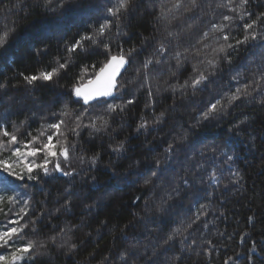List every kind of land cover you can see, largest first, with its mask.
Returning a JSON list of instances; mask_svg holds the SVG:
<instances>
[{
	"label": "trees",
	"instance_id": "trees-1",
	"mask_svg": "<svg viewBox=\"0 0 264 264\" xmlns=\"http://www.w3.org/2000/svg\"><path fill=\"white\" fill-rule=\"evenodd\" d=\"M112 2L65 0L61 9L60 0L47 7L44 0H0V34L9 32L7 44L0 49V84L4 85L0 126L18 136L19 143L11 147H22L42 126L60 120L67 105L73 115L63 117L68 121L63 131L69 145L75 144L67 164L60 158L63 170L73 172L72 176L55 171L45 176L36 170L37 179L29 180L26 174L20 179L0 169V178L10 182V190L0 189V195L17 197L15 204L0 203V231L11 226L9 220L27 225L0 254L35 240L47 242L46 247L19 264H121L119 255L125 251L127 264H224L229 257L230 264H264V104L259 103L264 98V81L251 97H242L207 120L200 118L210 99L235 92L264 72V20L257 21L256 40L236 44L250 35L244 24L264 13V0H248L247 15L224 7L225 0H196L195 8L190 0H181L179 8L173 7L177 0H133L119 22L107 16ZM239 3L234 0L232 6ZM224 15L234 19L223 21ZM106 17L112 24L95 54L74 57L73 65L53 82L25 81V76L55 67L57 58L66 57L67 44L90 34ZM213 24L227 27L219 32ZM225 34L231 37L227 42L222 38ZM104 43L114 55L120 49L135 51L113 96L85 105L72 89L87 84L106 62ZM161 43L165 45L162 54L157 51ZM225 43L234 48L213 53ZM176 52L181 53L179 58ZM214 55L216 67L207 62ZM225 55L231 57V64ZM149 57L154 62L142 68ZM156 59L161 63L156 64ZM200 72L211 74L206 87L195 94L190 87L173 90L172 86L183 85ZM129 99L134 103L124 111L107 112L109 103L125 104ZM161 112L165 114L161 123L152 124L147 133L136 132L142 116L154 121ZM81 113L84 125L103 117L108 127L99 132L83 127L78 134L72 133L69 129ZM120 141H125L126 151L112 152L110 146ZM176 141L166 159L165 148ZM222 152L233 160L228 161ZM10 155V148H5L0 158ZM93 156L95 164L90 161ZM29 159L39 163L42 156ZM156 159L164 163L152 176L150 168ZM48 166L53 168L51 163ZM15 171L19 173L20 168ZM25 199L28 205L23 204ZM66 200L71 203L68 211L62 207ZM201 205L206 207L201 210ZM198 210L203 212L200 219L187 228ZM125 224L129 225L124 233L127 239L119 231ZM113 225H117L115 232L110 231ZM66 227L72 230L57 236ZM177 227L181 234L169 241ZM52 236H57L55 245L48 242ZM65 240L68 243L60 247ZM71 244L76 248L69 250Z\"/></svg>",
	"mask_w": 264,
	"mask_h": 264
},
{
	"label": "snow or ice",
	"instance_id": "snow-or-ice-1",
	"mask_svg": "<svg viewBox=\"0 0 264 264\" xmlns=\"http://www.w3.org/2000/svg\"><path fill=\"white\" fill-rule=\"evenodd\" d=\"M45 6L51 5L53 0H44ZM248 2V0H240L239 5L233 7L234 0H225L224 7H228L230 11H242L244 15H247L246 10H244V5ZM133 0H113L112 6L106 9L107 16L114 18L117 22L121 19V16L126 13L132 7ZM192 8L197 7L196 0H190ZM181 6V0H177V2L173 5V7L179 8ZM219 6V5H218ZM59 7L63 9L65 7V0H60ZM190 11L191 9H186ZM243 18V16H241ZM223 21L231 22L234 17L229 15H224L222 17ZM264 20V13H260L256 19H253L250 23L246 22L244 24V28L249 31L250 35H246L243 40H237L236 44H245L250 39L256 40L257 34L255 33L254 29L257 26V21ZM112 24L111 20H108L107 17L105 18V23L99 25L98 28L94 29L90 34L85 33L79 37V39L75 40V42L66 45V52L67 55L62 60L57 58L56 66L52 67L51 70L41 71L38 75H30L25 76L24 79L28 84H32L37 80H42L44 82H53L54 78L58 77L61 72L68 70L70 66L74 63V57H79L80 55H91L95 54V50L98 49L102 43V37L105 36L106 32L110 29ZM227 27L225 24H213L212 28L216 31L223 32L224 29ZM172 33H169L171 36ZM208 33H204V37H207ZM9 32L5 31L0 34V49L4 48L8 42ZM223 40L227 42L231 37L227 34L223 35ZM207 47V45H205ZM234 48L233 44L225 43L220 45L218 48L213 49L214 54L219 53H226L227 49ZM103 49L107 53V60L103 64L102 67L99 68V71L96 73L95 80H89L87 84H81L80 86H74L72 92L75 97L80 98L83 100L84 104H89L90 101L98 98V97H110L113 96V91L121 87L116 83V77L120 73V70L124 68L126 70V65L130 63L129 58L132 56L135 49H130L127 53L120 49L118 54H112V50L109 44L104 43ZM159 53H164L165 45L163 43L160 44L159 48L157 49ZM175 56L179 58L181 56L180 52H176ZM224 60L231 64L232 60L231 57L228 55L224 56ZM153 59L151 57L145 59L142 68L147 69L149 65L153 63ZM208 64L216 67L218 65V60L215 58V55L212 59H209ZM156 64L161 63L159 59L155 60ZM177 66H180L179 59L177 61ZM197 70L196 66H193V71ZM87 66L82 69V76L86 74ZM140 69H137V73L139 74ZM209 75H206L203 72H200L195 77L190 78V80H186L183 85H175L172 86L173 90L177 88H192L193 94H195L197 89H201L202 86L206 87L209 82ZM82 79V77H81ZM236 79V77H233ZM260 81H264V72L260 74V76L254 80L251 84H247L243 87H237L235 92L226 93L220 99H210L207 104L205 110L201 113L200 118L207 120L213 113H218L223 111L224 109L233 106L234 103L238 100L243 98L251 97L253 92L257 90L259 87ZM252 84H255L256 87L254 88ZM4 87V85L0 84V88ZM151 95V93H149ZM223 101V103H222ZM134 103L133 99H129L125 102V104H115L109 103L107 112L115 113L118 110L124 111L126 105H131ZM259 103L264 104V98H262ZM65 110L60 113L61 119L55 123H50L45 126H42L41 131L38 135L31 136V140L26 141L23 143L22 147H11L13 145H17L19 143V138L15 133H9L6 128L0 126V136L7 138L6 140H0V153L5 148H10L11 155L8 158H0V169H3L5 172H8L10 175H16L18 178L23 179L24 175H27L29 180H36L37 175L34 174L36 170L42 171L45 176L51 175V171L62 173L64 176H72L73 172L63 170L62 163L59 158H63V163L67 164L70 159L71 155L70 152L75 150V144L69 145L68 137L66 133L63 131L65 127L68 125V121L63 117H71L73 113L68 110V106H64ZM83 113L80 115H76L74 119V127H71L69 130L74 133L78 134V129L83 127L92 128L94 131L99 132L102 129L108 127V120L103 117H96L95 119L91 120L88 125H84L82 123ZM164 113L161 112L158 116L155 117L154 121H148L143 116L140 119V122L136 126V132L139 134L141 130L145 133L148 132L149 128L152 124H159L162 122L164 118ZM99 121V125L97 123ZM51 130V131H49ZM31 135V134H29ZM61 137L63 139H61ZM44 138V139H41ZM39 142V146L36 147V143ZM179 141L174 143H169L168 146L165 148L166 159H170L171 154L173 153L174 149L176 148V144ZM111 151L117 154L126 151L125 149V141H120L115 145L110 146ZM23 148V150H22ZM223 155L227 156V160H233V156L228 155L226 152H222ZM42 156V160L38 163L36 159H29L36 158L37 156ZM81 162H83L84 157H80ZM96 156L90 158L92 164L96 163ZM53 164V168L49 169L48 165ZM164 161L160 159H156L154 161V168H150L152 172V176L158 175V173L162 170V165ZM19 167L20 172L17 173L15 169ZM236 179H239V173H234ZM213 181L215 182V172L211 174ZM150 179H146L145 183H149ZM187 183V181L185 182ZM10 182L7 180V177L0 178V189L4 191L10 190L9 188ZM15 191V189H11ZM67 191V190H65ZM209 195H211L209 193ZM171 199V197H169ZM5 201L10 203H17L16 196H4L0 195V203H4ZM24 205L29 204V200H23ZM63 209L65 211L70 210L71 203L69 200H66L63 204ZM91 207V206H89ZM206 205H201L200 208L203 210ZM57 212L60 209L56 210ZM159 211V209H158ZM199 214L196 215L195 220L190 222L187 225V228L192 226V223H195L196 220L200 219V215L203 214L202 211L198 210ZM20 212L26 215L25 208H21ZM22 218V217H21ZM249 222L253 220V217L248 218ZM36 221H32V224L35 225ZM106 226L105 222H101ZM11 226H5L4 230L0 231V249H7L10 245H12L13 241L21 234L24 233V229L27 225H21L19 220H9L8 222ZM129 225L125 224L119 228V231L124 239H127V236L124 235L126 229ZM117 225H113L110 231L115 232ZM187 228L184 231H187ZM70 227L62 228L60 233L57 236H61L66 231H71ZM181 234V228L177 227L173 230V233L168 236V240H172L174 235ZM57 236H52L49 238L48 242L55 245L57 241ZM186 239V238H185ZM45 241H35V240H28L20 247H13L12 251L7 252V254H0V264H19L20 261L24 259L32 258L31 254L33 251L37 249H42L46 247ZM68 241L65 240L64 244H61L60 247H64ZM167 243V241H166ZM135 247V246H132ZM76 245L71 244L70 249H75ZM254 251V249H253ZM108 259L107 257L105 258ZM119 260L121 264H127V252H121L119 255ZM232 260L231 257L228 260H225L224 264H230Z\"/></svg>",
	"mask_w": 264,
	"mask_h": 264
},
{
	"label": "water",
	"instance_id": "water-1",
	"mask_svg": "<svg viewBox=\"0 0 264 264\" xmlns=\"http://www.w3.org/2000/svg\"><path fill=\"white\" fill-rule=\"evenodd\" d=\"M126 66H127V65H126ZM124 71H125L124 68H122V69L120 70V73H119V74L117 75V77H116V83H117L119 77L122 75V73H123ZM95 76H96V75H95ZM92 80H95V77H94ZM104 98H107V97H98V98H96V99L90 101L89 104H92V103L97 102V101H99V100H102V99H104ZM58 175H62V173H59V172H58Z\"/></svg>",
	"mask_w": 264,
	"mask_h": 264
},
{
	"label": "rangeland",
	"instance_id": "rangeland-1",
	"mask_svg": "<svg viewBox=\"0 0 264 264\" xmlns=\"http://www.w3.org/2000/svg\"><path fill=\"white\" fill-rule=\"evenodd\" d=\"M60 159V158H59ZM62 160H63V158H61ZM49 167V169H50V171H51V167L50 166H48Z\"/></svg>",
	"mask_w": 264,
	"mask_h": 264
}]
</instances>
